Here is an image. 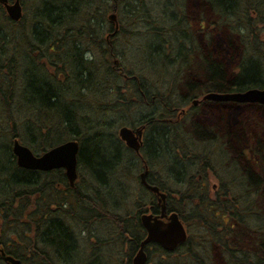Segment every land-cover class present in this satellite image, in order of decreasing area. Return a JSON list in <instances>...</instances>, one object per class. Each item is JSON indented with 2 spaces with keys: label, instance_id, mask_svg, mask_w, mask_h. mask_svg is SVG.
I'll return each instance as SVG.
<instances>
[{
  "label": "trees",
  "instance_id": "obj_1",
  "mask_svg": "<svg viewBox=\"0 0 264 264\" xmlns=\"http://www.w3.org/2000/svg\"><path fill=\"white\" fill-rule=\"evenodd\" d=\"M28 2L19 21L0 4V248L21 264H132L141 216L161 206L138 174L122 212L114 182L146 164L189 233L172 251L149 244L146 264H264V122L241 112L264 106L182 110L203 92L264 88V0H201L197 19L187 0ZM221 28L240 49L233 67L227 40L198 39ZM116 123L145 126L139 154ZM15 137L35 154L78 140L93 183L19 167ZM114 243L125 255L102 253Z\"/></svg>",
  "mask_w": 264,
  "mask_h": 264
},
{
  "label": "water",
  "instance_id": "obj_2",
  "mask_svg": "<svg viewBox=\"0 0 264 264\" xmlns=\"http://www.w3.org/2000/svg\"><path fill=\"white\" fill-rule=\"evenodd\" d=\"M4 4L8 15L19 20L22 17V6L20 0H14L9 3L7 0H0ZM113 21L116 20L114 13L110 14ZM200 100L213 101H234L240 103H259L264 105V88H249L244 91L237 92H207ZM195 99L193 104L200 102ZM142 128L133 129L127 125L119 128L118 134L125 143L135 150H139L142 142ZM79 142L71 139L61 144L53 146L49 150L40 155H36L27 145L21 143L18 138L13 141V152L16 155L17 163L20 167L32 170H52L56 168H64L66 175L71 184L74 183L77 177L78 151ZM148 170L143 171L141 176L142 183L151 189L158 200L162 203V212L160 215L144 214L142 221L147 229V236L141 242V246L137 254L133 258L132 264H144L147 261V253L145 246L149 242H159L166 249L173 250L180 242L187 238L185 226L179 215L174 212L170 215L166 214L165 210V193L157 186L149 184L146 180ZM2 258L11 264H20L19 259L11 255H7L3 249L0 250Z\"/></svg>",
  "mask_w": 264,
  "mask_h": 264
},
{
  "label": "rangeland",
  "instance_id": "obj_3",
  "mask_svg": "<svg viewBox=\"0 0 264 264\" xmlns=\"http://www.w3.org/2000/svg\"><path fill=\"white\" fill-rule=\"evenodd\" d=\"M25 1V3H27V5H28V7H29V2H28V0H24ZM188 1V8H189V10H190V13L192 14V16H195L196 17V19L198 18V17H200V15H202V14H204V12L205 13H207V10H205V9H203V8H205L204 6L205 5H203L202 4V2H201V0H187ZM4 8V7H3ZM5 9V8H4ZM6 10V9H5ZM28 12H29V10H28ZM28 12H27V15H28ZM25 15V14H24ZM107 21H106V25L108 26V19H106ZM27 21H28V19L27 18H24V21H22L23 22V25H24V23H27ZM109 26H110V24H109ZM203 32H204V34H202L201 35V33L199 34V36H198V39H199V42H201V44L203 45V44H208V41H207V38H208V34H206V33H209V30H203ZM106 34V33H105ZM105 34H104V36H105ZM213 35H214V39L218 42V43H221L223 40H227L228 39V34L225 32V29L224 28H221V29H219V30H216V31H214L213 32ZM262 38L264 39V34H262ZM124 42V41H123ZM127 45H128V43H127ZM238 48L237 47H235V50H234V52L236 53V54H238ZM91 54V56L93 55V53H90ZM121 57V59H125L126 60V65H127V61H132V60H130V53L128 52L127 53V56H126V54L125 55H121L120 56ZM235 63H236V60L234 59V61L232 62V66L231 67H233L234 65H235ZM232 108V107H231ZM141 111H144V113L146 114L147 112H148V108L146 107H144V109L142 110V109H140ZM236 110V109H235ZM236 111H238V110H236ZM241 112L242 113H244V114H250V115H253V116H255V118L258 120V121H261V122H264L263 120H264V117H261L262 115H261V111H259V109H255V108H246V110L245 109H243V110H241ZM142 113V112H141ZM216 113H218L217 111L215 112V114ZM246 119V118H245ZM120 126H122L121 124H119V123H116L115 125H114V128H115V130L118 132V128L120 127ZM82 168H79V172H80V175L82 174V178H80L81 180L86 176L87 178H86V180L89 182V183H93V181H91L88 177H89V175L87 174V173H84L82 170H81ZM140 171H142V169H138V168H136V169H133V171H132V173L129 175V176H127V177H119L118 179H117V181H115L114 182V184L115 183H117L116 185H114V191L115 192H117L118 191V193L117 194H115L118 198H119V203L120 204H123V206H122V208L120 209L122 212H126L127 211V191H132V190H134L135 189V183L136 184H138L137 183V177H138V174H139V172ZM211 182L212 183H215V180H211ZM88 183V184H89ZM119 183V184H118ZM78 184H82L80 181H78ZM110 186H111V183H110ZM112 187H113V184H112ZM211 187H212V185H211ZM111 247H112V252L110 253V255L111 256H113L114 257V255H125V248L123 247L122 249H120L121 248V245L120 244H117V243H114V244H112V246H107V245H105V246H103V249L101 250L102 251V253L104 254V255H107L108 257H109V255L107 254V252H108V250H110L111 249ZM82 249L84 250V245H83V241H82ZM82 250V251H83ZM154 260H152V262L153 261H156L157 259H158V256L157 255H154ZM152 262H150L149 264H152Z\"/></svg>",
  "mask_w": 264,
  "mask_h": 264
},
{
  "label": "bare ground",
  "instance_id": "obj_4",
  "mask_svg": "<svg viewBox=\"0 0 264 264\" xmlns=\"http://www.w3.org/2000/svg\"><path fill=\"white\" fill-rule=\"evenodd\" d=\"M207 31V30H206ZM208 43H217V46L219 45V43L218 42H216L215 40L213 41L212 40V36L211 35H208ZM230 40L229 39H227V45H228V47L227 48H230V57H229V59H230V61L232 62V61H234V59H237V58H239L240 57V49L238 48V54H236L235 52H234V50H235V47H230ZM223 51H227V50H223ZM196 97H193V98H191L189 101H193L194 99H195ZM201 106V104H197V107H200ZM189 110V108H186V112ZM223 111H224V109L222 110V111H217L218 113V116H220L222 113H223ZM197 121H199V122H201V120L198 118L197 119ZM15 138H17V137H15ZM56 186L58 187V186H60L61 187V184L58 182L57 184H56Z\"/></svg>",
  "mask_w": 264,
  "mask_h": 264
},
{
  "label": "flooded vegetation",
  "instance_id": "obj_5",
  "mask_svg": "<svg viewBox=\"0 0 264 264\" xmlns=\"http://www.w3.org/2000/svg\"><path fill=\"white\" fill-rule=\"evenodd\" d=\"M196 97H200V96H196ZM193 102V101H192ZM204 102H206V101H204ZM201 102H199L198 103V105L200 104ZM183 113H186V111H184ZM143 133H145V131L143 132ZM143 140H144V134H143ZM62 170V169H61ZM63 172H64V170H63ZM64 175H65V180L67 181V178H66V174H65V172H64ZM66 181L64 182V186H66ZM68 182V181H67Z\"/></svg>",
  "mask_w": 264,
  "mask_h": 264
}]
</instances>
